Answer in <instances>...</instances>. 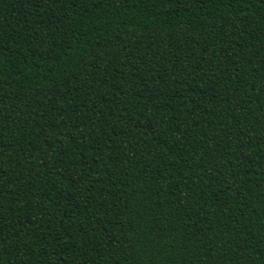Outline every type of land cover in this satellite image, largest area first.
Masks as SVG:
<instances>
[{
  "label": "trees",
  "instance_id": "obj_1",
  "mask_svg": "<svg viewBox=\"0 0 264 264\" xmlns=\"http://www.w3.org/2000/svg\"><path fill=\"white\" fill-rule=\"evenodd\" d=\"M0 264H264V0H0Z\"/></svg>",
  "mask_w": 264,
  "mask_h": 264
}]
</instances>
